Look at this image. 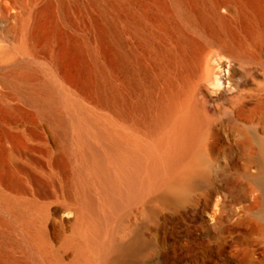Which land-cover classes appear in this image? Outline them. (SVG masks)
<instances>
[{
	"label": "bare ground",
	"instance_id": "6f19581e",
	"mask_svg": "<svg viewBox=\"0 0 264 264\" xmlns=\"http://www.w3.org/2000/svg\"><path fill=\"white\" fill-rule=\"evenodd\" d=\"M102 5L90 88L82 81L65 90L60 80H31L0 66V109L35 114L46 174L69 171V193L53 208L0 182V264H63L66 249L74 250L71 264H132L143 252L136 229L126 236L135 213L151 217L154 205L192 201V192L204 230L226 244L222 226L240 200L217 171L216 147L233 145L223 133L238 127L236 113L250 103L264 111V96L244 93L264 89V0ZM6 53L0 45V56ZM225 60L229 86L210 93ZM242 61L249 69L238 68ZM219 100L225 116L213 125L208 111ZM57 227L71 233L56 248Z\"/></svg>",
	"mask_w": 264,
	"mask_h": 264
},
{
	"label": "rangeland",
	"instance_id": "374dc122",
	"mask_svg": "<svg viewBox=\"0 0 264 264\" xmlns=\"http://www.w3.org/2000/svg\"><path fill=\"white\" fill-rule=\"evenodd\" d=\"M102 4L103 0H0V45L7 52L0 56V66L31 80H60L65 90H76L82 81L90 88L96 55L95 24L107 14ZM227 64L225 60L217 69V84L206 83L210 93L228 88ZM250 66L247 61L238 64L241 70ZM244 93L263 97L264 89L259 84ZM221 102L210 104L208 115L213 125L225 116L219 111L226 108ZM235 118L238 127H227L223 133L234 139L233 145L216 147L222 153L217 171L224 182L234 186L232 196L240 200L236 215L226 218L222 226L226 244L217 243L204 230L197 217L198 192H192V201L154 205L151 217L135 213L126 236L136 229L143 252L132 264H159L167 257L174 264H264V111L250 103ZM41 124L33 113L0 109V182L11 190L27 191L50 208L59 207L69 193V171L62 167L57 176L46 174L39 150ZM26 132L28 141L22 137ZM204 138L212 142L210 135ZM53 233L51 242L57 248L71 230L57 227ZM61 255L63 264H71L74 250H62Z\"/></svg>",
	"mask_w": 264,
	"mask_h": 264
}]
</instances>
